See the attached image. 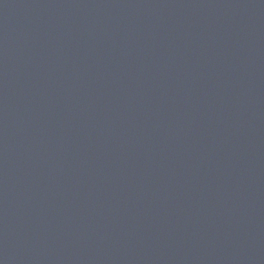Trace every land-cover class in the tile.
I'll use <instances>...</instances> for the list:
<instances>
[{
	"label": "water",
	"instance_id": "obj_1",
	"mask_svg": "<svg viewBox=\"0 0 264 264\" xmlns=\"http://www.w3.org/2000/svg\"><path fill=\"white\" fill-rule=\"evenodd\" d=\"M0 264H264V0H0Z\"/></svg>",
	"mask_w": 264,
	"mask_h": 264
}]
</instances>
